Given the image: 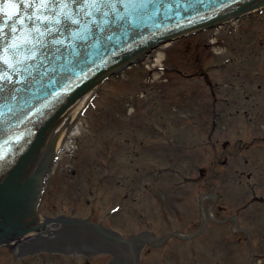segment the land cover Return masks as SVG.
I'll return each instance as SVG.
<instances>
[{
  "label": "rangeland",
  "instance_id": "1",
  "mask_svg": "<svg viewBox=\"0 0 264 264\" xmlns=\"http://www.w3.org/2000/svg\"><path fill=\"white\" fill-rule=\"evenodd\" d=\"M205 95L214 96L213 108ZM80 118L72 150L58 154L50 173L41 214L86 217L125 237L147 229L162 237L198 231L202 198L203 231L146 243L142 264H264V8L153 49L100 85ZM112 259L16 256L0 246V264Z\"/></svg>",
  "mask_w": 264,
  "mask_h": 264
},
{
  "label": "water",
  "instance_id": "2",
  "mask_svg": "<svg viewBox=\"0 0 264 264\" xmlns=\"http://www.w3.org/2000/svg\"><path fill=\"white\" fill-rule=\"evenodd\" d=\"M261 4L264 0H124L114 9L105 5L104 16L84 0H0V73L11 81L0 93V243L63 222L70 227L62 231L61 243L51 244L40 234L32 245L99 250L101 243L89 241L94 232L77 225L88 224L86 220L38 223L50 158L37 160L53 144L56 148L59 130L83 94L110 74L138 63L160 44ZM95 227L106 237L115 264H142L147 233L123 238ZM60 228L50 227V232ZM143 232L160 237L149 229Z\"/></svg>",
  "mask_w": 264,
  "mask_h": 264
},
{
  "label": "bare ground",
  "instance_id": "3",
  "mask_svg": "<svg viewBox=\"0 0 264 264\" xmlns=\"http://www.w3.org/2000/svg\"><path fill=\"white\" fill-rule=\"evenodd\" d=\"M252 7L247 8L248 10H245L244 14L250 13V9ZM235 17L236 16H233V15L228 16L224 20H222L220 24H222V26L226 24H234L236 20ZM93 92H94V89L90 90L88 93L83 94V96L80 98L75 108L73 109V112L71 113V115L63 123L62 127L59 130L58 139L56 141L57 152L62 151V150L67 151L72 148L71 143L75 137V133L79 131L81 128V118L79 115V111L81 110L83 106L88 104Z\"/></svg>",
  "mask_w": 264,
  "mask_h": 264
},
{
  "label": "snow or ice",
  "instance_id": "4",
  "mask_svg": "<svg viewBox=\"0 0 264 264\" xmlns=\"http://www.w3.org/2000/svg\"><path fill=\"white\" fill-rule=\"evenodd\" d=\"M9 2H11V0H9ZM85 4H91L93 9L95 10V12L101 13L104 16H107V12H102V8L105 5H110L113 7L114 9V5L115 3L119 2V3H123L124 0H84ZM91 14V13H89ZM104 23H107V21L105 20ZM3 58L0 57V61H2ZM17 63H22V61H17ZM11 83V81L9 80V78L3 74L0 73V93H3L8 85ZM19 83V82H17Z\"/></svg>",
  "mask_w": 264,
  "mask_h": 264
},
{
  "label": "trees",
  "instance_id": "5",
  "mask_svg": "<svg viewBox=\"0 0 264 264\" xmlns=\"http://www.w3.org/2000/svg\"><path fill=\"white\" fill-rule=\"evenodd\" d=\"M202 76L203 77H201V78H205V80H207L208 74H207V72L205 70H203Z\"/></svg>",
  "mask_w": 264,
  "mask_h": 264
}]
</instances>
